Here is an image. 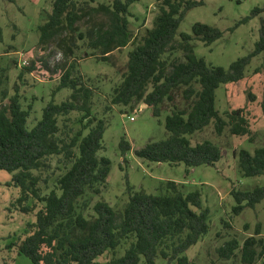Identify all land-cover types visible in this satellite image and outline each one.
<instances>
[{
    "label": "trees",
    "instance_id": "1",
    "mask_svg": "<svg viewBox=\"0 0 264 264\" xmlns=\"http://www.w3.org/2000/svg\"><path fill=\"white\" fill-rule=\"evenodd\" d=\"M136 1L113 0L109 7H92L91 12H105L108 23L84 31L78 30L77 24L90 14L89 10L78 0L52 1L50 12L38 26V42L43 48L55 41V49L70 61L62 65L58 83L32 126L27 123L31 107L22 106L18 89L14 88L9 96L0 89L1 101L6 99L0 105V170L11 173L6 185L18 187L12 201L15 208L34 215L24 236L17 239L18 254L28 257L32 264H138L140 257L145 264H156L157 258L165 264H197L185 251L209 228L208 209L202 207L200 192H185L173 180H167L159 193L133 192L127 187L128 200L121 209L98 200L92 205L93 213H85L90 204L87 195L99 194L106 186L110 160L100 153L106 121L92 112L94 89L86 84L77 67L75 53L80 46L91 50L87 56L95 54L101 60L110 59L115 49L132 46L121 80L109 95V105L133 108L144 103L157 117L165 101L173 104L164 119L169 137L134 150L139 158L189 167L214 165L221 158L220 147L207 139L193 145L186 135L203 130L210 122L218 134L225 127L234 136L251 132L242 109H233L225 117L219 114L215 91L220 84L243 79L251 58L264 52V5L253 8L237 22L263 14L254 49L224 68L194 54V40L209 46L221 37L218 28L197 21L192 25V34L179 32L176 38L187 11L203 4V0H156L158 11L152 26L134 36L128 15L130 4ZM260 71L261 67L254 69ZM62 88H68L70 94L56 103L55 94ZM177 91L183 107L174 104ZM71 112L80 114L75 131L66 123ZM60 117H65L62 130ZM119 146L129 149L125 139ZM51 157L58 159L63 170L52 185H47V177L41 179L35 172ZM237 168L242 176L264 175V147L258 146L252 152L240 148ZM231 194L235 201L232 212L239 214L264 199V183L250 190L233 189ZM225 225L230 227L227 222ZM215 251L220 259L238 256L241 264H254L264 257L260 224L242 243L233 236ZM107 253L110 256L101 260Z\"/></svg>",
    "mask_w": 264,
    "mask_h": 264
},
{
    "label": "rangeland",
    "instance_id": "2",
    "mask_svg": "<svg viewBox=\"0 0 264 264\" xmlns=\"http://www.w3.org/2000/svg\"><path fill=\"white\" fill-rule=\"evenodd\" d=\"M52 1L0 0V89H4L8 96L14 93V88L18 89L22 106L31 107L29 126L40 118L52 88L58 83L62 65L70 61L61 54L62 51L55 49V41L43 48L38 42V26L43 23V16L50 12ZM112 1L78 0V4L90 11L99 5L109 7ZM263 5L264 0H203V4L187 11L176 38L179 32L192 34V25L197 21L218 28L222 35L209 46L194 40V54L209 64L228 68L232 61L254 49L263 14L252 16L246 22H237L248 16L253 8ZM157 11L156 0H139L130 4L128 21L131 34L140 35L145 28H150ZM107 23L105 12L90 11L77 25L78 30L84 31L89 26ZM78 43L81 45V41ZM84 48L80 46L76 50L75 59L86 84H91L94 89L92 112L106 121L100 153L110 160L106 186L99 194L87 195L90 204L85 213L92 214V205L98 200L107 202L114 209H121L128 200L127 187L133 192L159 193L167 180H173L182 185L185 192L198 190L202 207L208 209V231L185 251V255L197 264L212 261L214 264H241L238 256L230 260L218 258L215 249L233 236L242 243L254 234L257 223L260 224V236L264 237V199L254 208L246 207L239 214H233L235 201L231 194L233 189L250 190L264 183V175L242 176L237 168V151L240 148L252 152L258 146L264 147V52L251 58L243 79L220 84L215 91V106L219 114L225 117L233 109H242L249 122L250 134L234 136L227 127L218 134L210 122L203 130L186 137L193 145L204 139L212 141L220 147L221 158L214 165L189 167L182 163L173 165L149 161L134 153L147 143L169 137L164 119L173 109V104L165 101L157 117L144 103L133 108L109 105V95L121 80L131 44L113 50L108 60L98 59L95 54L87 56L86 52L91 50ZM26 67L31 69L26 70ZM256 67H261V71L254 72ZM69 94L68 88H62L56 92L54 100L59 103ZM5 102L6 99H0V105ZM174 104L177 107L185 105L180 91L176 92ZM107 105L109 110L105 108ZM79 116L77 112L68 115L66 123L72 131L78 127ZM64 118H59L61 130ZM121 139L128 142L129 149L120 148ZM62 170L58 159L51 157L35 174L41 179L47 177V185H52ZM10 177L11 173L0 170V264H32L28 257L18 254L17 239L24 236L27 223L34 220V215L24 213L12 204L18 195V187L6 185ZM40 183L44 189L42 180ZM109 256L107 253L101 260L105 261ZM263 260L264 257L259 258L254 264H263ZM138 264H145L143 257ZM156 264H165V261L157 258Z\"/></svg>",
    "mask_w": 264,
    "mask_h": 264
},
{
    "label": "built area",
    "instance_id": "3",
    "mask_svg": "<svg viewBox=\"0 0 264 264\" xmlns=\"http://www.w3.org/2000/svg\"><path fill=\"white\" fill-rule=\"evenodd\" d=\"M24 63V62H23ZM130 119H132V117H130Z\"/></svg>",
    "mask_w": 264,
    "mask_h": 264
},
{
    "label": "crops",
    "instance_id": "4",
    "mask_svg": "<svg viewBox=\"0 0 264 264\" xmlns=\"http://www.w3.org/2000/svg\"><path fill=\"white\" fill-rule=\"evenodd\" d=\"M143 106V105H142Z\"/></svg>",
    "mask_w": 264,
    "mask_h": 264
}]
</instances>
